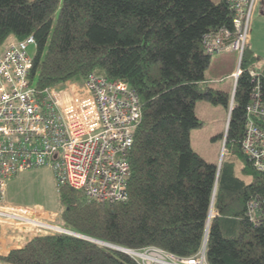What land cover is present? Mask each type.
<instances>
[{"label": "trees", "instance_id": "obj_1", "mask_svg": "<svg viewBox=\"0 0 264 264\" xmlns=\"http://www.w3.org/2000/svg\"><path fill=\"white\" fill-rule=\"evenodd\" d=\"M234 16L227 0H0V45L30 35L36 40L28 77L37 90L94 72L127 81L141 100L127 198L97 201L61 185L62 227L183 258L205 244L207 264H264V216L253 222L248 215L249 202L264 198V172L252 168L240 146L253 85L249 69L259 59L249 42L227 139L245 159L247 176L237 174L233 154L223 157L220 169L208 162L190 137L200 124L197 99L229 105L228 94L205 84L212 54L203 36L232 26ZM10 246L4 251L0 240V264H141L127 252L66 232L34 231Z\"/></svg>", "mask_w": 264, "mask_h": 264}, {"label": "built area", "instance_id": "obj_2", "mask_svg": "<svg viewBox=\"0 0 264 264\" xmlns=\"http://www.w3.org/2000/svg\"><path fill=\"white\" fill-rule=\"evenodd\" d=\"M227 2L235 12L232 26L206 32L203 46L209 54L238 52L239 65L233 74L235 93L258 0ZM30 45H37L33 35L10 40L0 55V225L1 230L3 226L29 225L30 233L66 232L61 225L54 226L51 219L45 220L17 204L4 203L9 179L47 166L53 171L57 188L73 186L99 201L127 198L129 153L142 105L127 81L94 72L85 77L81 88L73 78L66 81L72 86L37 90L28 77L34 62L28 51ZM249 75L253 85L240 146L252 168L264 172V73L253 67ZM235 105L234 100L230 113ZM215 213L212 210L210 216ZM248 215L253 222L264 216V198L249 202ZM142 251L150 256L142 257L141 264H207L205 244L190 258L157 247Z\"/></svg>", "mask_w": 264, "mask_h": 264}, {"label": "rangeland", "instance_id": "obj_3", "mask_svg": "<svg viewBox=\"0 0 264 264\" xmlns=\"http://www.w3.org/2000/svg\"><path fill=\"white\" fill-rule=\"evenodd\" d=\"M213 1L219 2L220 0ZM251 33H253V44L259 47L262 51L261 53L264 55V0H258L253 12L250 34ZM249 40L250 37L248 42ZM9 41L7 43H9ZM6 44L4 45L5 47ZM28 51L30 55L34 57L36 45H30ZM237 55V51L231 50L222 54H212L210 57V62L205 69V84L215 90H221L225 94H228L229 105L225 104L223 101L214 102L205 97L197 99L195 112L200 119V124L190 129V137L193 149L208 162L218 163L222 156L233 154V156H235L237 174L240 176H247L243 171V167L246 165L245 159L239 154L235 144L227 142L230 107L232 101L234 102L233 92L236 83L235 77L231 76V71L235 69V67H237L235 72L238 69L239 58ZM254 68H262L264 70V58L263 60H258ZM66 84L67 83L64 82L57 86V88L63 89L65 86H72V83ZM74 84L77 88H81L83 86V80L77 79V81H74ZM8 184L9 188L5 197L6 203L17 204L31 210L35 215H40V217L45 220L51 219V221L54 222L52 224L60 225L58 210L61 202L59 199V192L57 191V183L50 167L42 166L20 173L10 180ZM43 207L48 210L50 217H47L48 213L44 211ZM213 212L215 211L213 210ZM31 229L29 225H19L17 227L3 226L0 240L2 242L3 237L6 236L10 238L12 244L18 245L19 242L23 243L25 241L24 239L30 234ZM9 248L10 247H7V249ZM127 250L129 251L128 254L132 255L131 252L133 253L134 249L127 248ZM142 257L145 256L140 257L139 255L137 259L142 260Z\"/></svg>", "mask_w": 264, "mask_h": 264}, {"label": "crops", "instance_id": "obj_4", "mask_svg": "<svg viewBox=\"0 0 264 264\" xmlns=\"http://www.w3.org/2000/svg\"><path fill=\"white\" fill-rule=\"evenodd\" d=\"M252 36H253V33L250 34L249 44H250L251 47L253 48L255 54L259 56V59H258V60H260V59L263 60L264 55L261 53V52H262L261 49H260L259 47H257L256 45L253 44V41H252V38H253V37H252ZM4 47H5V46H4L3 44L0 45V55H1V53L3 52ZM230 51H231V50H230ZM235 51H236V50H235ZM226 52H228V51H226ZM223 53H225V52H223ZM237 53H238V52H237ZM221 54H222V53H221ZM237 57H238V55H237ZM236 68H237V67H235V69H233V70L231 71V76H233V77H234L233 74H234ZM259 70H261V71L264 73V70H263L262 68L259 69ZM42 205H43V204H42ZM43 209H44L45 212L48 213V210H47L45 207H43ZM44 217H45V216H44ZM47 217H50L49 213H48V216H47ZM24 240H25V239H24ZM1 243H2V244H1V248H2L4 251L8 250L7 247H11L9 244L13 245V244L11 243V241H10V238H9V237H6V236L3 237V241H2ZM18 244H22V243L19 242Z\"/></svg>", "mask_w": 264, "mask_h": 264}, {"label": "water", "instance_id": "obj_5", "mask_svg": "<svg viewBox=\"0 0 264 264\" xmlns=\"http://www.w3.org/2000/svg\"><path fill=\"white\" fill-rule=\"evenodd\" d=\"M233 97H234V93H233ZM231 111H232V109H231ZM230 115H231V113H230ZM229 122H230V119H229ZM222 154H224V153H222ZM222 159H223V156L221 157L220 161L218 162V168L219 169H220L221 164H222ZM66 233L73 234V235H76L78 237L86 238V239L95 241L97 243L104 244V245H107L109 247L115 248L117 250L126 252L123 249L124 247L123 246H120V245H116V244H112V243H109V242H106V241H103V240H99V239H96V238H92V237H89V236H86V235H83V234H80V233H77L75 231H71V230H68V229H66Z\"/></svg>", "mask_w": 264, "mask_h": 264}, {"label": "bare ground", "instance_id": "obj_6", "mask_svg": "<svg viewBox=\"0 0 264 264\" xmlns=\"http://www.w3.org/2000/svg\"><path fill=\"white\" fill-rule=\"evenodd\" d=\"M36 41V40H35ZM37 46V45H36ZM6 48V47H5ZM5 50V49H4ZM3 50V51H4ZM3 53V52H2ZM225 149V148H224ZM17 175H13L10 179H9V181L10 180H12L13 178H15ZM9 181H8V183H9ZM72 188H74V189H77V190H81L82 192H83V190L82 189H78V188H76V187H73V186H71ZM84 193V192H83ZM84 195H86L85 193H84ZM86 197H88L87 195H86ZM89 199H93V198H90V197H88ZM94 200H96V199H94ZM97 201H99V200H97ZM4 203H6L5 202V199H4ZM54 226H55V224H53ZM62 227V226H61ZM63 228V227H62ZM127 253L129 252L128 250H127V248H123ZM135 255H134V254ZM133 253L131 252V256L132 257H135V259H137V257L139 258V255L140 256H145V257H147V256H150V255H148L147 253H145V252H143L142 250H134L133 251ZM148 258V257H147ZM138 260V259H137ZM139 261V260H138ZM175 264H179V263H175Z\"/></svg>", "mask_w": 264, "mask_h": 264}]
</instances>
